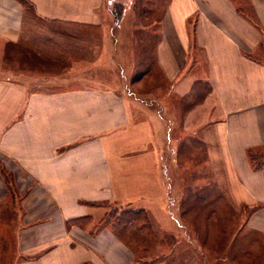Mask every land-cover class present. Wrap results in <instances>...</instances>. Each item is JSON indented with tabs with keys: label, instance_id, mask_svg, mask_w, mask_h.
<instances>
[{
	"label": "crops",
	"instance_id": "crops-1",
	"mask_svg": "<svg viewBox=\"0 0 264 264\" xmlns=\"http://www.w3.org/2000/svg\"><path fill=\"white\" fill-rule=\"evenodd\" d=\"M114 1L0 0V264H258L264 0H170L153 113Z\"/></svg>",
	"mask_w": 264,
	"mask_h": 264
},
{
	"label": "rangeland",
	"instance_id": "rangeland-1",
	"mask_svg": "<svg viewBox=\"0 0 264 264\" xmlns=\"http://www.w3.org/2000/svg\"><path fill=\"white\" fill-rule=\"evenodd\" d=\"M110 1L111 3H115L114 0L113 1L110 0ZM119 1H120V3L118 4L119 7H117L119 9L115 8V12L113 10L115 21L119 20L120 25L122 26H127V27L133 26L136 28L138 27L139 31L135 32V36L136 38L137 37L142 38V40H139V41H142V75H143L142 79L144 80L142 92L137 91L135 89L136 87L141 88L142 85L138 86L139 84H137L136 86H132L131 82L133 79L132 77L134 76L126 75V79H124V81L122 82H124L123 84L127 91V94L128 92L132 93L135 100L138 99V104L148 105L151 108L152 113H153V111L154 112L156 111L155 101L153 97L151 99L146 98L144 96V93L147 91V88H149L148 90L150 93L152 94L154 93L153 85L155 83L154 78L156 75L153 73L155 71V48H156L157 41L159 39L160 23L162 19L164 18L165 14L167 13L170 0H149L147 1L149 2V4L147 5L148 7L144 5L145 3H142V7H141L139 0H135V2L134 1L128 2L127 0H119ZM120 8H124V10L122 9L120 10ZM145 13L146 15L144 16ZM116 16H118L119 18ZM118 34H119L120 40L125 42L128 36L127 30L122 29L118 32ZM139 53L140 51H136L135 59ZM130 67H132L131 63H130ZM163 115L164 117L169 116L165 114ZM122 211L124 210L113 205L109 209L106 217L114 215L110 219V221H112ZM113 222H117V221H113ZM117 225L123 226V224L120 225L119 223ZM243 233H249V232L247 229L244 228ZM248 245H250V243H248ZM243 258H244L243 259L244 264L250 263L249 255L248 256L245 255ZM257 263L264 264V240L259 242V256H258Z\"/></svg>",
	"mask_w": 264,
	"mask_h": 264
},
{
	"label": "trees",
	"instance_id": "trees-1",
	"mask_svg": "<svg viewBox=\"0 0 264 264\" xmlns=\"http://www.w3.org/2000/svg\"><path fill=\"white\" fill-rule=\"evenodd\" d=\"M147 1H149V0H139L141 7H142V3H145L144 5L147 6L149 4V2H147ZM117 7H119V6L115 5L114 12H115V8H117ZM117 9H119V8H117ZM121 9L124 10V8H120V10ZM145 15H146V13L144 14V16ZM262 159H263V161H261V163H259V164L257 163L254 165L256 168H260L262 166V164L264 163V156ZM6 181L9 182L8 178H6ZM113 216L105 217V219H103V221L101 223V227L105 226ZM113 220L117 221L119 224H123V225L133 224L134 226L142 229V210H133V209L124 210L120 214H118Z\"/></svg>",
	"mask_w": 264,
	"mask_h": 264
}]
</instances>
